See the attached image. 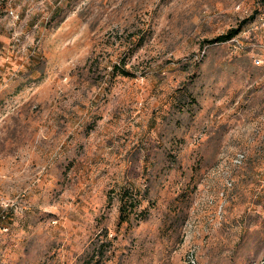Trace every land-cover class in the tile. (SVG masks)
Wrapping results in <instances>:
<instances>
[{
	"label": "rangeland",
	"instance_id": "obj_1",
	"mask_svg": "<svg viewBox=\"0 0 264 264\" xmlns=\"http://www.w3.org/2000/svg\"><path fill=\"white\" fill-rule=\"evenodd\" d=\"M1 212L0 264H264V0H0Z\"/></svg>",
	"mask_w": 264,
	"mask_h": 264
},
{
	"label": "trees",
	"instance_id": "obj_2",
	"mask_svg": "<svg viewBox=\"0 0 264 264\" xmlns=\"http://www.w3.org/2000/svg\"><path fill=\"white\" fill-rule=\"evenodd\" d=\"M246 21L241 22L237 27L231 28L229 29L226 33L220 34L218 36H216L213 39L207 40V42L213 43V42H225L231 38H233L234 36L238 35L241 31H242V26ZM115 69H117V71H119L122 75L124 76H129L132 75L128 70H125L124 68L121 67V70H119L118 66L115 67ZM104 248V244L101 243L100 246H98L97 248V254H102V249ZM96 256L92 255L89 259H94ZM98 259V260H97ZM95 261H93V264H99L100 263V259L97 258Z\"/></svg>",
	"mask_w": 264,
	"mask_h": 264
},
{
	"label": "built area",
	"instance_id": "obj_3",
	"mask_svg": "<svg viewBox=\"0 0 264 264\" xmlns=\"http://www.w3.org/2000/svg\"><path fill=\"white\" fill-rule=\"evenodd\" d=\"M241 159H243V155H240V156H239L238 161H240ZM2 218H4V216H3V213L1 212V213H0V221H1ZM188 262H189L190 264H197V263H196V260H195V256L193 255V253H190V254L188 255Z\"/></svg>",
	"mask_w": 264,
	"mask_h": 264
}]
</instances>
